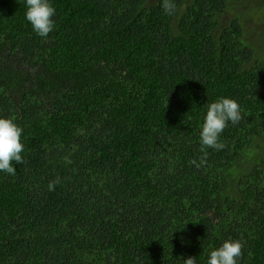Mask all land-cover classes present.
<instances>
[{
    "label": "trees",
    "instance_id": "trees-1",
    "mask_svg": "<svg viewBox=\"0 0 264 264\" xmlns=\"http://www.w3.org/2000/svg\"><path fill=\"white\" fill-rule=\"evenodd\" d=\"M228 1L0 0V264H264V54Z\"/></svg>",
    "mask_w": 264,
    "mask_h": 264
},
{
    "label": "rangeland",
    "instance_id": "rangeland-1",
    "mask_svg": "<svg viewBox=\"0 0 264 264\" xmlns=\"http://www.w3.org/2000/svg\"><path fill=\"white\" fill-rule=\"evenodd\" d=\"M218 17L219 28L226 26L230 19H237L244 29L245 37L253 39L264 54V0H229L228 8Z\"/></svg>",
    "mask_w": 264,
    "mask_h": 264
}]
</instances>
